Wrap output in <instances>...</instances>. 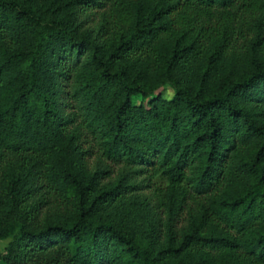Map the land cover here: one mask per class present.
<instances>
[{
  "label": "trees",
  "instance_id": "obj_1",
  "mask_svg": "<svg viewBox=\"0 0 264 264\" xmlns=\"http://www.w3.org/2000/svg\"><path fill=\"white\" fill-rule=\"evenodd\" d=\"M8 238L0 264H264V0H0Z\"/></svg>",
  "mask_w": 264,
  "mask_h": 264
},
{
  "label": "rangeland",
  "instance_id": "obj_2",
  "mask_svg": "<svg viewBox=\"0 0 264 264\" xmlns=\"http://www.w3.org/2000/svg\"><path fill=\"white\" fill-rule=\"evenodd\" d=\"M163 96L166 99H170L173 96V91L167 90L163 92ZM11 240V238H8L6 240L0 241V252L3 251L7 243Z\"/></svg>",
  "mask_w": 264,
  "mask_h": 264
}]
</instances>
